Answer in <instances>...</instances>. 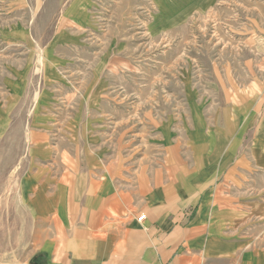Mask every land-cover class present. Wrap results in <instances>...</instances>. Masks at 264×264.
<instances>
[{
  "label": "rangeland",
  "instance_id": "1",
  "mask_svg": "<svg viewBox=\"0 0 264 264\" xmlns=\"http://www.w3.org/2000/svg\"><path fill=\"white\" fill-rule=\"evenodd\" d=\"M263 116L264 0H0V263L55 236L37 198L69 163L82 177L123 160L136 182L172 177L176 208L200 188L234 196L229 230L260 264Z\"/></svg>",
  "mask_w": 264,
  "mask_h": 264
},
{
  "label": "crops",
  "instance_id": "2",
  "mask_svg": "<svg viewBox=\"0 0 264 264\" xmlns=\"http://www.w3.org/2000/svg\"><path fill=\"white\" fill-rule=\"evenodd\" d=\"M257 117L253 113L252 121ZM261 120L264 129V116ZM252 144V172H264L262 131L254 133ZM113 162H90V176L82 177L69 163L74 173L58 178L55 193L40 192L37 198L40 210L51 211L40 215L52 218L55 236L48 233L27 257L0 264H252L258 241L252 244V234L229 230L232 217H239L234 196L200 188L191 192L198 197L194 208H176L172 177L163 187L151 176L136 182L123 160ZM257 200L252 192V214ZM142 215L146 218L139 221ZM259 257L264 264V251Z\"/></svg>",
  "mask_w": 264,
  "mask_h": 264
},
{
  "label": "built area",
  "instance_id": "3",
  "mask_svg": "<svg viewBox=\"0 0 264 264\" xmlns=\"http://www.w3.org/2000/svg\"><path fill=\"white\" fill-rule=\"evenodd\" d=\"M146 218V216L145 215H142L138 220L139 221H142V220H144Z\"/></svg>",
  "mask_w": 264,
  "mask_h": 264
}]
</instances>
